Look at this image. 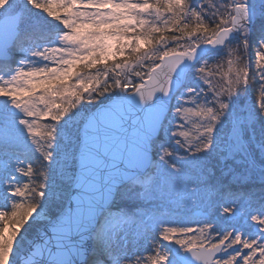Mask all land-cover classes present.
<instances>
[{
    "label": "snow or ice",
    "instance_id": "1",
    "mask_svg": "<svg viewBox=\"0 0 264 264\" xmlns=\"http://www.w3.org/2000/svg\"><path fill=\"white\" fill-rule=\"evenodd\" d=\"M29 9L63 31L28 50L33 61L18 60L0 75V152L7 157L0 192L25 196L12 172L36 180L24 185L23 211L14 201L10 216L0 211V220L14 222L0 231V264H167L159 244L147 259L129 255L152 218L131 231L136 222L114 207L117 199H203L220 212L213 195L232 193L260 198L261 209L242 216L223 205L225 220L243 219L246 227L217 231L205 222L202 240L187 238L192 227H166L160 241L195 264H264V0H0V22L30 39ZM225 57L227 86L217 87ZM176 90L171 107L179 123L170 129L162 123L164 98ZM85 95L94 111L81 110ZM161 130L183 155L156 143ZM29 145L40 155L24 170ZM74 158L78 191L65 204ZM37 216L45 222L31 239ZM173 264H185L179 251Z\"/></svg>",
    "mask_w": 264,
    "mask_h": 264
},
{
    "label": "rangeland",
    "instance_id": "2",
    "mask_svg": "<svg viewBox=\"0 0 264 264\" xmlns=\"http://www.w3.org/2000/svg\"><path fill=\"white\" fill-rule=\"evenodd\" d=\"M136 2L144 3V0H136ZM149 19L155 20V18H153V17H151ZM29 21L35 26V28H36L35 33L36 34L30 39H25L23 36H20L19 40H17L16 43L12 44L8 48V49H11L12 54L10 55V57L7 60H1L0 61V62H7V64L5 65V68H4V70H6V71L8 70L9 66L14 68L15 62L18 60L24 59L26 62L33 61V58L27 55V51L31 50V48H33V47H40V46H44L45 44H49L50 42H54L55 34L58 31H60V32L63 31L62 29H60L59 25H57L53 21H50L43 13L38 12L36 10L29 9ZM158 23H160V21H158ZM42 35L47 36V39H43L41 37ZM26 46H28V49H26L23 52V49ZM116 59L119 60V59H122V57L117 56ZM34 62L36 64L41 63L38 60H36ZM1 68L2 67H0V75H2L4 72H6V71H2ZM214 82H215V80H214ZM179 95H180V90L178 91V93L175 95L173 101L171 102V106L176 105L178 103V100L176 99V97ZM84 99H87V95H85ZM171 106L169 109V112H171L169 119L166 123L165 122L163 123L165 126H167L170 129L172 128L173 125H176L179 123V120L173 116L174 109ZM37 123L42 126L44 123H46V121L42 120V121H38ZM63 124H64V122L62 121L61 125H63ZM160 135H161L160 137H163L167 140H170V142L164 143V141L159 140V139H161V138H159V139H156V143L158 145H163L164 147H168L171 150H174L176 153L183 155L181 150L178 147H176V145H174L172 143L171 137L166 136L162 130L160 131ZM29 151H32L30 145L25 150V153L23 154L22 161H21V166L24 170H26L27 167H29V164L27 163V160L24 157V155L28 154ZM154 152L158 153L159 147L155 148ZM10 157L15 159L16 154L10 153ZM153 158H155V156ZM6 163H7V157L4 155V153L0 152V172L3 171V168H4ZM11 174L17 177V183L19 184V187L21 188V190H23V191H25V193H27V189H25L24 185L25 184L29 185L30 178L23 175V172H18L17 174L15 172H12ZM69 175L71 176V179H69L67 182L72 180V176H73L74 181H75L76 174L74 177V175H72L71 170H70ZM0 179H3V177H0ZM127 190L130 191L129 186H127ZM8 191L10 192L11 189H9ZM121 191L125 192L123 190V188H121ZM24 197L25 196L18 197V198H10L11 199V201H10L9 197L6 194H4L3 192H0V203L2 205H5L4 208L3 207L0 208V211H4V210L8 209L7 214L10 216L11 211L15 210L12 207L13 201L15 203L21 204L22 208L20 209V211H23V207H26L27 203L29 201V199H28V201H26V198H24ZM118 200L119 199H117V201ZM117 201H116V203H117ZM139 201H140L139 206L137 205V206H132V207L128 208V207H124L121 204H114V207H117V208L123 210L124 212L128 213L129 217L133 221L136 222V223H133L130 225L131 231H133V232H135L138 229V227L142 224V221L144 218H152V220L150 221V228L145 231L143 239L144 240H150L152 248L155 247V244H159V246H160L159 250L168 254L167 264H173V256L174 255L172 253V249L175 248L177 251L180 252V254H184V252L180 251L179 247L177 245H175L174 243L160 241V237L163 234L164 228H166V227H176V228L192 227L193 228L195 226L196 228L194 229V231L191 234H189V236L187 238H191L194 240H202L203 236L199 232L198 229L199 228L207 229L209 227V225H207V224L204 225L203 222H200L199 218H197L196 216L193 215V211L194 210H202L203 212H206L209 215H211L213 213V211H211V209L207 206L206 201H204L203 199H198L196 202L189 203V204H184V203L177 204L174 201L169 202L167 200L144 201V200L139 199L138 202ZM223 205L224 204H220L219 207L221 208V211L217 213V218H216V219H218V217L220 218V220H221L220 225L222 226V228L224 226L226 227L229 223L236 224V226L238 228H241V229L246 227L243 219L233 218L231 221L225 220L224 217L226 215H229V214L225 213L222 210ZM227 205H229L232 208L238 207L241 209V207H239V206L236 207L235 205H232L231 203H228ZM249 212H252V211H249ZM253 212H255V211H253ZM243 214L244 213L241 209V216ZM207 221H209V219ZM44 222H45V216H37L36 217V219L34 221V228H33L32 233H31V239H33L34 235L36 234V231L42 226V224ZM1 223H2V226H1L2 231H3L6 224L9 227H12L14 224V222L5 221V220H1ZM216 230L222 231L223 229L216 227ZM171 235H176V234L173 233ZM133 244L135 245L137 243L133 242L131 245H133ZM144 253H145V251H144ZM146 253L150 254V252H146Z\"/></svg>",
    "mask_w": 264,
    "mask_h": 264
},
{
    "label": "trees",
    "instance_id": "3",
    "mask_svg": "<svg viewBox=\"0 0 264 264\" xmlns=\"http://www.w3.org/2000/svg\"><path fill=\"white\" fill-rule=\"evenodd\" d=\"M150 2L155 4V0H150ZM153 18H155V17H153ZM160 24L161 25L163 24V20L162 19L160 20ZM20 36L21 35L17 34V37H16L15 41L13 42V44L16 43L17 40H19ZM9 51H10V53H12L11 49ZM254 59H255V52L253 50V60ZM6 64H7V62H0V67H2L1 68L2 71H6V70H4ZM222 64H223L222 68L219 70V72L216 74V76L214 78V80H215V82H216L218 87H226L227 86L226 80L222 79V77H226L229 74V66L227 64V58L226 57L222 61ZM126 78L129 79V80L135 79L134 75L127 76ZM258 97H259L258 91L254 92L252 94L251 99H252V102L254 104H258ZM97 99H103V97H98ZM106 101L107 100H105V102ZM80 107H81V110H84L86 112L87 111H92L93 109H95L94 106L89 105L87 103V99H83L81 101ZM170 114H171V112H169L168 116L166 117L165 123L168 121ZM61 124H62V122H61ZM160 136H159V138H161V139H159V140H163L164 143H167V142L169 143L170 142V140H167V139H165L163 137H160ZM39 155H40L39 151H35V152L29 151L28 154L24 155V157L26 158L27 161L31 162L33 159L38 158ZM73 155L75 156V153ZM70 164H71V167H70L71 173L75 177L76 169H77L76 159L75 158L72 159ZM35 182H36L35 178H30L29 187L33 186L35 184ZM73 182H74V178L72 176V180H70L69 182H65L63 184V192L65 193V195L63 197V201H64L65 204L67 202V199H68L69 193L71 191ZM123 190L124 191H129V190H127V187H124ZM235 195H236L235 193L226 194V195H224L222 197H217V196L213 195L212 199H213V201L215 200L213 203L216 204L217 206H220V204L231 203L232 205H235L236 207L237 206L241 207L243 213L249 212V211H252V212L255 211L256 212V211L260 210L261 207H262L261 203H260V198L258 196L245 198V199H235ZM240 195H242V193H240ZM24 198H26V201H28V199L30 198V193H28V191H27V193H26ZM118 199L119 200L115 204H121L124 207H128V208L132 207V206H137V205L139 206V203H140V201L138 202V200H139L138 198H131L130 196H124V197L118 198ZM234 199H235V203H233ZM210 209L214 213V214L212 213L213 215L211 214L212 218L209 221H200V222H203L204 225L207 224L205 222L214 223L215 227H219L220 229H224L225 226L222 228V226L220 225L221 224L220 218L218 217V219H215V218H217V213H218V211L216 212V208L212 207ZM195 228L196 227L194 226L193 229H195Z\"/></svg>",
    "mask_w": 264,
    "mask_h": 264
},
{
    "label": "water",
    "instance_id": "4",
    "mask_svg": "<svg viewBox=\"0 0 264 264\" xmlns=\"http://www.w3.org/2000/svg\"><path fill=\"white\" fill-rule=\"evenodd\" d=\"M16 36H17V33H16V31L14 29L13 30H9L3 25L2 22H0V60H7L10 57V54L8 52V48L12 45V43L15 40ZM178 91L179 90H176L175 95L177 94ZM175 95H172L170 93V97L164 98V99L167 100V106H166V109H165L166 116L169 113L171 102H172V99H173V97ZM106 103H108V102H106ZM164 121H165V118L162 116V123H164ZM159 135H160V132H159L158 136L155 137V140L158 139ZM124 157H125V163H131V161L128 158L127 151H125ZM76 164H77V171H76V177H77V175L79 174V171H80L79 162L76 161ZM120 166L123 167L124 165L121 164ZM77 191L78 190L75 187V181H74L69 196L75 195L77 193ZM193 214L195 216L203 219V220H208L209 219V214H207L206 212H203L202 210H195L193 212ZM35 238H36V234L34 235L33 239H35ZM176 252H177V250L175 248L172 249L173 255H175ZM180 256L182 258H184L185 264H195V262L191 261V257L188 254L184 253V254H180ZM26 258L27 257H22L21 259L23 260V259H26Z\"/></svg>",
    "mask_w": 264,
    "mask_h": 264
},
{
    "label": "bare ground",
    "instance_id": "5",
    "mask_svg": "<svg viewBox=\"0 0 264 264\" xmlns=\"http://www.w3.org/2000/svg\"><path fill=\"white\" fill-rule=\"evenodd\" d=\"M4 208L5 207V205H2L1 203H0V208ZM1 226H2V223H1V220H0V231H2L1 230ZM132 244V243H131ZM131 244H129V246H128V248H127V252L129 253V255H135V256H143L144 258H148L150 255H153L154 254V251H153V249L155 248V247H153L152 248V246H151V241L150 240H140L139 241V243H137V244H133V245H131ZM144 251H145V253L146 252H150V254H148V253H144Z\"/></svg>",
    "mask_w": 264,
    "mask_h": 264
}]
</instances>
